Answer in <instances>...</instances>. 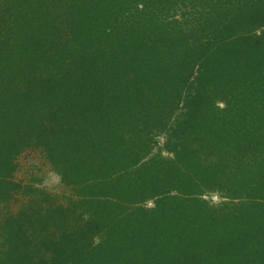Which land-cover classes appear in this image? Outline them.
I'll return each instance as SVG.
<instances>
[{"label":"trees","instance_id":"trees-1","mask_svg":"<svg viewBox=\"0 0 264 264\" xmlns=\"http://www.w3.org/2000/svg\"><path fill=\"white\" fill-rule=\"evenodd\" d=\"M0 264H264V0H0Z\"/></svg>","mask_w":264,"mask_h":264},{"label":"rangeland","instance_id":"rangeland-1","mask_svg":"<svg viewBox=\"0 0 264 264\" xmlns=\"http://www.w3.org/2000/svg\"><path fill=\"white\" fill-rule=\"evenodd\" d=\"M157 142L159 148H161L159 152L169 158L170 155L162 148L165 142L163 136L159 137ZM12 180L29 185L37 184V187L56 195H63L65 193V188L61 185L59 177L44 160L42 153L37 150L26 151L16 158V170L12 176ZM203 199L211 204H218L222 201L216 194L206 195ZM147 204L149 207L152 205L151 203Z\"/></svg>","mask_w":264,"mask_h":264}]
</instances>
